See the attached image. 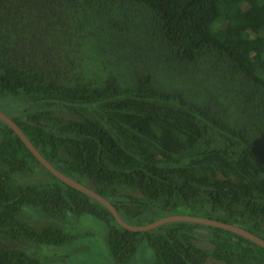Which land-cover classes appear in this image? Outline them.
<instances>
[{
  "label": "trees",
  "instance_id": "trees-1",
  "mask_svg": "<svg viewBox=\"0 0 264 264\" xmlns=\"http://www.w3.org/2000/svg\"><path fill=\"white\" fill-rule=\"evenodd\" d=\"M0 102L49 164L124 222L191 215L264 239V0H0ZM37 169L48 178L15 182ZM24 206L55 222L97 218L117 264L143 239L150 264H264L263 248L219 228L122 229L0 121V238L74 240L35 228ZM198 229L210 250L195 244ZM0 264L47 263L0 247Z\"/></svg>",
  "mask_w": 264,
  "mask_h": 264
},
{
  "label": "rangeland",
  "instance_id": "rangeland-1",
  "mask_svg": "<svg viewBox=\"0 0 264 264\" xmlns=\"http://www.w3.org/2000/svg\"><path fill=\"white\" fill-rule=\"evenodd\" d=\"M2 102V101H1ZM0 102V111L10 114L7 107ZM48 176L37 169L36 173L23 178L15 177V182L21 183H41ZM24 220L35 228L45 224H54L66 233L74 236V240L66 245L47 246L39 245L30 241L10 242L0 238V247L15 248L24 251L28 256L37 258L41 263L47 264H117L109 254L105 235V225L93 216L83 215L76 217L67 214L64 221L55 222L47 219L33 208L24 206L21 215ZM207 230H196L195 244L204 250H210L211 246L207 241ZM153 252L146 240L138 243L136 252L128 264H150ZM207 264H224L211 257L207 259Z\"/></svg>",
  "mask_w": 264,
  "mask_h": 264
},
{
  "label": "water",
  "instance_id": "water-1",
  "mask_svg": "<svg viewBox=\"0 0 264 264\" xmlns=\"http://www.w3.org/2000/svg\"><path fill=\"white\" fill-rule=\"evenodd\" d=\"M0 121L3 122L22 142V144L26 147L29 153L38 161V163L51 175L60 180L66 186L78 191L79 193L84 194L85 196L95 200L99 204H101L113 217L116 224L124 230L130 232H146L156 229L157 227L171 222H183V223H192L198 224L206 227H214L222 230H226L232 232L236 235H239L250 242L258 245L259 247L264 249V239L260 238L257 235L252 234L244 228H241L237 225H233L230 223H225L222 221H218L216 219L204 218V217H196L191 215H166L157 219L154 222L141 225L134 226L124 222L119 215L117 214L114 206L97 192L92 190L91 188L79 183L66 175L62 174L58 170H56L51 164H49L44 157L39 153V151L32 145V143L28 140V138L21 131L20 127L13 121L6 113L0 111Z\"/></svg>",
  "mask_w": 264,
  "mask_h": 264
}]
</instances>
